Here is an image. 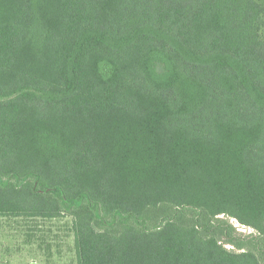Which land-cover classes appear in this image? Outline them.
I'll use <instances>...</instances> for the list:
<instances>
[{
    "label": "trees",
    "instance_id": "16d2710c",
    "mask_svg": "<svg viewBox=\"0 0 264 264\" xmlns=\"http://www.w3.org/2000/svg\"><path fill=\"white\" fill-rule=\"evenodd\" d=\"M28 174L77 201L79 264H261L176 215L264 234V0H0V178ZM61 208L0 181V214Z\"/></svg>",
    "mask_w": 264,
    "mask_h": 264
},
{
    "label": "rangeland",
    "instance_id": "374dc122",
    "mask_svg": "<svg viewBox=\"0 0 264 264\" xmlns=\"http://www.w3.org/2000/svg\"><path fill=\"white\" fill-rule=\"evenodd\" d=\"M158 70H163V66L158 65ZM0 181L5 184L11 181L18 186L26 181L32 182L39 192L57 197L62 207L54 216L0 214V264H79L74 218L71 215L77 201L72 204L64 202L59 194L39 186L31 174L1 177ZM169 214L167 208L158 209L152 213L150 221L157 223ZM176 220L187 224L208 223L202 229L205 235L214 236L222 246L233 252L251 250L264 264V234L241 224L236 218L220 214L211 219L192 210H180ZM141 225L144 226V223Z\"/></svg>",
    "mask_w": 264,
    "mask_h": 264
}]
</instances>
